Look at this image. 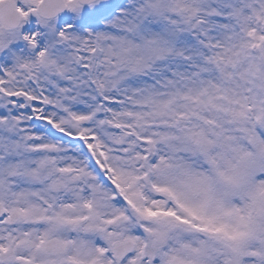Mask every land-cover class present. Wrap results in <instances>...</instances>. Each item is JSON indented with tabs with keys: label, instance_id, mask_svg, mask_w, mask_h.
Here are the masks:
<instances>
[{
	"label": "snow or ice",
	"instance_id": "6c2138e0",
	"mask_svg": "<svg viewBox=\"0 0 264 264\" xmlns=\"http://www.w3.org/2000/svg\"><path fill=\"white\" fill-rule=\"evenodd\" d=\"M0 264H264V0H0Z\"/></svg>",
	"mask_w": 264,
	"mask_h": 264
}]
</instances>
